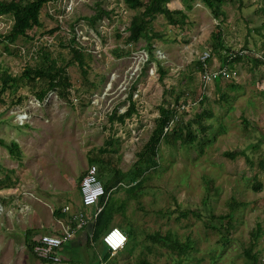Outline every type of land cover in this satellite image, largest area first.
I'll return each mask as SVG.
<instances>
[{
	"label": "rangeland",
	"instance_id": "obj_1",
	"mask_svg": "<svg viewBox=\"0 0 264 264\" xmlns=\"http://www.w3.org/2000/svg\"><path fill=\"white\" fill-rule=\"evenodd\" d=\"M98 6L111 14L92 27L83 17L94 14ZM185 6L183 0L168 3L169 8L186 13L184 30L174 28L163 15L152 21L151 59L144 38L125 42V28L134 11L124 0H52L41 8L42 27L31 32L32 40L0 42L1 69L12 75L34 65L40 47L59 64H67L71 53L61 45L73 35L88 67L84 79L75 62L68 65L72 85L68 101L50 92L39 102L31 87H20L6 92L5 102H0V140L15 142L21 152L16 158L0 145V264H53L43 263L28 249L30 239L51 234L48 228L56 218L50 196L56 193L57 205L69 207L62 210L69 215L65 220L69 224L72 213L93 214V207L80 205L78 191L88 158L110 160L124 172L131 169L136 152L155 127L158 107H176L177 95L185 101L177 106L178 122L171 123L168 133L187 123L195 129V113L204 109L211 113L203 121L210 127L203 134L208 143L161 140L158 164L146 171L142 188L134 196L125 190L126 183L111 191L107 200L114 210L109 228L116 227L128 240L105 264H140L143 259L149 264H178L175 252L145 238L155 233H170L181 243L192 241L193 250L179 264H247L243 249L257 222L263 233L255 250L264 264V168L260 166L261 161L264 164V63L253 62L255 57L264 61V0L221 5L225 48L218 52L211 50V34L219 20L200 0H192L190 9ZM12 23V17L0 16V34L8 32ZM56 23L59 30L45 32ZM245 48L253 54L233 64L236 75L229 79L238 88L231 89L224 80L218 84L202 80L197 62L205 52L211 53L206 64L214 69L221 65L219 52ZM120 50L127 53L118 57L115 53ZM128 92H133L136 113L110 128L108 114L115 107L117 112L126 109ZM226 151L244 154L232 159L224 156ZM254 183L261 184L260 191L252 190ZM233 202L228 234L224 226H207L211 215L227 213ZM217 223L215 219L211 225ZM26 230H31L27 237ZM225 235L228 241L222 244ZM80 244L78 239L64 242L57 250L59 264H97L100 243L95 247L90 243V248Z\"/></svg>",
	"mask_w": 264,
	"mask_h": 264
},
{
	"label": "trees",
	"instance_id": "obj_2",
	"mask_svg": "<svg viewBox=\"0 0 264 264\" xmlns=\"http://www.w3.org/2000/svg\"><path fill=\"white\" fill-rule=\"evenodd\" d=\"M52 0H0V16L8 15L12 17V25L8 32L0 34V42L7 44H13L19 37H24L25 39L32 40L34 34L31 32L34 29L42 27L40 21V10L41 8ZM171 0H124L126 6L134 11L128 26L125 31L128 35L125 37L126 43H136L140 39L144 38L146 40V49L148 51L149 59L152 58V43L151 31L152 21L157 15H163L167 22L178 30H184L186 26L187 15L183 9H171L168 7V3ZM192 0H183L185 3V8L190 9V2ZM211 12L212 16L219 20V24L216 25V32H212L211 38L213 39L212 51L224 50L225 45L222 39V32L220 29V24L224 18V12L221 9V5L224 3H229L233 5H241L242 0H200ZM111 11H107L102 7L98 6L94 14L83 17L87 20L88 24L92 27L99 21L104 15L110 16ZM223 17V18H222ZM52 19V17H49ZM59 24L56 23L54 27L46 30L45 32L50 34L59 30ZM73 31V28H72ZM74 34V33H73ZM120 37V33L116 34ZM67 43L62 44V47L69 49L71 53V58L67 64L62 65L58 63L56 57H52L51 53L44 47H40L38 51L37 61L34 65H26L19 75H12L7 70L1 69L0 62V102H5L4 96L6 92L13 93L17 91L20 87H31L32 92L36 99L41 102L43 101L48 93L54 92L59 98L68 101L69 90L71 88V83L69 80V75L67 73V67L70 63L75 62L80 70V75L86 79L87 76V64L85 61V54L82 52L81 46H78L75 41V35L68 39ZM77 45V46H76ZM6 48V47H5ZM226 53L220 54L221 66H228L229 69H233V64L241 61L243 58H247L248 54L252 55L251 50L240 49L236 52L225 51ZM127 52L120 50L119 53H115L116 56L120 57ZM230 53L231 57L228 56ZM250 57V56H249ZM253 58V57H251ZM148 59V60H149ZM210 58L206 59V62ZM253 62L256 64H263L264 61L255 57ZM198 68L200 71H204V63L202 60L198 62ZM221 80L225 81V85L231 89H236L238 86L230 82L229 78H223L220 74L215 77V84L220 83ZM229 80V81H228ZM132 93L128 92L127 102L128 105L123 112H117V107L108 114L107 123L109 127L112 128L115 123L123 124L127 118H130L133 113H136L135 102L132 100ZM179 96L174 98L176 107H164L160 105L159 115L155 119V127L151 131L147 142L143 145L142 149L136 152V159L133 166L128 171L124 172L118 168H114L110 160H105L101 158H88L89 165H96L97 167V177L102 182L104 188V195L99 200V206H101V211L97 214L96 218L93 219V229L91 233V238L88 243H96L101 241L102 236L110 229L109 223L112 219L113 206L108 205V195L111 191L115 190L119 186H123L126 183L128 186L125 190L131 196L135 195V192L140 190L143 186V180L145 178L144 174L149 168H155L157 166V153L160 141L169 142L170 139L178 140L181 145H192L197 140H199L200 145L208 143L204 140V135L206 131L210 129L209 125H204L211 113L207 110H200L195 113L193 122L197 126L195 129L192 128L191 124H181L177 125L172 129V133H168L170 125L172 122H178V109L181 103L185 100L179 101ZM224 98V96H223ZM205 98H203L204 100ZM20 101V97L17 98ZM112 142V138H110ZM0 145L6 147L12 156L20 158L21 152L18 145L15 142L6 143L0 140ZM104 150H101V152ZM238 154H244V152H224V156L229 158H234ZM249 163V162H248ZM260 166L264 168V164L261 161ZM82 176L78 180V191L79 182ZM139 178L138 181H135ZM209 185V182L207 183ZM252 190L260 191L261 184L254 183L252 185ZM241 204V203H237ZM235 202L229 204V211L225 214L211 215L210 221H207V226L211 228H221L225 227V233L228 234L229 230L232 228V215L234 211ZM63 208V207H61ZM55 216H64L63 211L55 209L53 211ZM92 217H90V220ZM217 220L218 223L214 226L211 225L212 220ZM225 221V223H224ZM31 233V230H26L25 237ZM262 227L260 223H256L254 229L250 233V240L248 246L243 249V254L247 260V264H262L259 262L258 251L255 250L258 238L262 235ZM146 239L153 243H156L164 248H167L171 252H175L178 257V264L180 259L187 256L190 250H193L192 241L187 238V241L181 243L177 238L173 237L170 233L161 235L159 233L150 234L145 236ZM25 241L26 238H25ZM228 241L227 235L220 238V243L225 244ZM35 242L30 239L28 243V249L31 253L33 244ZM125 247V246H124ZM123 247V248H124ZM131 247V245L129 246ZM122 248V249H123ZM119 254V253H118ZM101 255L103 260L108 261L111 256L106 249L102 247ZM45 263L48 260L42 259ZM51 262V261H49ZM140 264H149L145 259L140 261Z\"/></svg>",
	"mask_w": 264,
	"mask_h": 264
},
{
	"label": "built area",
	"instance_id": "obj_3",
	"mask_svg": "<svg viewBox=\"0 0 264 264\" xmlns=\"http://www.w3.org/2000/svg\"><path fill=\"white\" fill-rule=\"evenodd\" d=\"M228 56L231 57L230 53ZM212 58L210 52H205L201 56V60L204 63V71L202 72V80L209 84L215 80V77L219 74L223 78L234 79L236 71L229 69L228 66L218 65V67L212 69L206 64V59ZM79 192L81 204L85 208L94 207L95 211L91 216L93 219L96 218L97 214L101 211V206H99V200L104 195V188L102 183L97 177V167L95 165H88L80 182H79ZM69 208L65 207L64 211H68ZM88 215L79 212L75 214V220L78 222L77 226H83L87 221ZM117 228L113 227L109 229L101 238L102 244L106 251L110 253L111 256L116 255L119 250H121L128 238L126 234L122 231H116ZM73 228H65L61 235H42L36 239L33 244L32 252L33 254L44 260H48L54 263L60 262V257L56 254V250L61 247L64 241L72 236Z\"/></svg>",
	"mask_w": 264,
	"mask_h": 264
},
{
	"label": "crops",
	"instance_id": "obj_4",
	"mask_svg": "<svg viewBox=\"0 0 264 264\" xmlns=\"http://www.w3.org/2000/svg\"><path fill=\"white\" fill-rule=\"evenodd\" d=\"M58 196H57V194L55 193L53 196H50V198L52 199V202H53V207H54V209H59V210H61L62 211V209H60V207L62 206V205H57V200H56V198H57ZM65 205V204H64ZM63 205V206H64ZM79 210V207H77V211ZM53 211L54 210H52V215L56 218L55 219V221L53 222L54 223V225L52 226V227H50V228H48V231H49V233H51L50 235H61L62 234V231L63 230H65V228H73V233H72V236L69 238V239H67L66 241H64V242H67V241H70L71 239L72 240H74V239H78V240H80L81 241V244L80 245H82V246H84V247H86V248H90L91 246H90V242L88 243V241L90 240V238H91V233H92V229H93V218L90 220V217L93 215V214H91V215H88L89 217H87V221L85 222V224L83 225V226H77V224H78V222L75 220V215L74 214H72L71 216V219H70V224H71V222H72V224H71V226H70V224L68 223V222H66V221H68V217H69V215L68 214H66V213H64V216H55L54 214H53ZM94 211H95V209H94ZM94 213V212H93ZM66 220V221H65ZM111 228H113V227H111ZM110 228V229H111ZM47 234V233H46ZM63 242V243H64ZM97 243V242H96ZM96 243H92V245H94V247L96 246ZM98 243H100V245H101V247H103L104 248V246H103V244H102V241H99ZM63 245V244H62ZM62 245H61V247H62ZM60 247V248H61ZM98 248H96V252H97V260H98V262H97V264H105V261L103 260V258H102V255H101V250L100 251H98L97 250ZM105 249V248H104ZM58 250V249H57ZM57 250H56V254H57ZM58 255V254H57ZM60 257V256H59ZM38 258V257H37ZM39 260H41L42 261V259H40V258H38ZM46 261V260H45ZM43 262V261H42ZM60 262H61V258H60ZM59 262V263H60ZM44 263V262H43ZM51 263H53V264H59V263H54V262H51Z\"/></svg>",
	"mask_w": 264,
	"mask_h": 264
},
{
	"label": "clouds",
	"instance_id": "obj_5",
	"mask_svg": "<svg viewBox=\"0 0 264 264\" xmlns=\"http://www.w3.org/2000/svg\"><path fill=\"white\" fill-rule=\"evenodd\" d=\"M94 165V164H93ZM101 182V181H100ZM102 183V182H101ZM80 193V192H79ZM80 203H81V200H80ZM82 207H84L82 204H80ZM65 207H68V206H63V208H62V210L64 211V208ZM69 208V207H68ZM94 208V207H93ZM95 209V208H94ZM64 212H66V211H64ZM77 213H79V211L77 212ZM77 213H72V214H77ZM116 231H119L118 229L116 230ZM126 245V244H125ZM120 251V250H119ZM118 253V252H117ZM114 256V255H113ZM113 256H110V257H113Z\"/></svg>",
	"mask_w": 264,
	"mask_h": 264
}]
</instances>
